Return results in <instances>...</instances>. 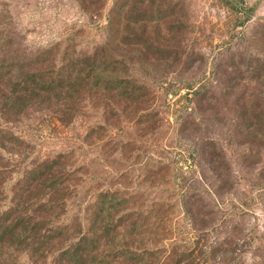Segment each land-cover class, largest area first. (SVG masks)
<instances>
[{"label":"rangeland","instance_id":"374dc122","mask_svg":"<svg viewBox=\"0 0 264 264\" xmlns=\"http://www.w3.org/2000/svg\"><path fill=\"white\" fill-rule=\"evenodd\" d=\"M111 1L85 11L77 0H0V38L15 54L87 56L86 69L97 56L104 73L70 125L41 113L11 125L31 145L23 166L69 157L56 219L78 232L110 215L137 219L149 239L165 220L161 247L206 261L227 239L240 264H264V0H120L113 13ZM186 204L202 212L197 226Z\"/></svg>","mask_w":264,"mask_h":264},{"label":"trees","instance_id":"16d2710c","mask_svg":"<svg viewBox=\"0 0 264 264\" xmlns=\"http://www.w3.org/2000/svg\"><path fill=\"white\" fill-rule=\"evenodd\" d=\"M119 1H111L110 12L117 10ZM77 2L86 11L99 9L104 0ZM5 39L0 38V264H200L202 257L160 246L165 241L159 237L165 233V220L153 223L152 238L146 239L144 224L137 219L129 222L108 215L101 220L97 215L88 218L85 231L82 224L80 232L73 224L56 219L62 210L58 197L70 196L69 184L74 179L69 171V157L58 154L33 159L23 166L31 145L11 125L31 113L46 114L50 120L70 125L82 115L72 104L91 95L93 91L87 93L91 76L96 74L98 79L104 74L102 65L97 56L94 61L99 67L90 69L85 67L87 56L54 63L41 53L19 56L6 47L9 42ZM102 88L106 91L107 86L100 80L95 82V90ZM16 168H20V173ZM14 174L19 177L14 179ZM9 182L13 183L8 190ZM103 199L101 205L106 197ZM6 200L11 205L3 209L1 203ZM184 209L197 226L194 219L202 216L200 209L191 204L184 205ZM226 240L218 239L204 251L207 257L201 264H240L232 256L234 251L228 250L230 242ZM145 245H150V249Z\"/></svg>","mask_w":264,"mask_h":264}]
</instances>
